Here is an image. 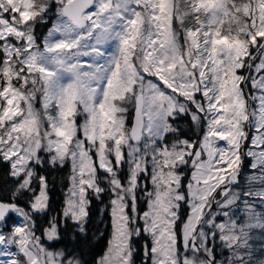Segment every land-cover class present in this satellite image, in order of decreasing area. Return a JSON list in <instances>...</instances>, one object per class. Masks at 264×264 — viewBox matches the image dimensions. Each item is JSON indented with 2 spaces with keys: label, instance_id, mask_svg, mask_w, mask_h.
Returning <instances> with one entry per match:
<instances>
[{
  "label": "snow or ice",
  "instance_id": "1",
  "mask_svg": "<svg viewBox=\"0 0 264 264\" xmlns=\"http://www.w3.org/2000/svg\"><path fill=\"white\" fill-rule=\"evenodd\" d=\"M0 163V264H264V0H0Z\"/></svg>",
  "mask_w": 264,
  "mask_h": 264
},
{
  "label": "trees",
  "instance_id": "2",
  "mask_svg": "<svg viewBox=\"0 0 264 264\" xmlns=\"http://www.w3.org/2000/svg\"><path fill=\"white\" fill-rule=\"evenodd\" d=\"M46 28H38V35H44L46 32ZM183 123V122H182ZM191 135V133H189ZM249 160L245 159L244 161V167L242 172H248L249 171ZM190 167H185L183 169L184 171V179H183V184L186 185L188 183L189 177H190ZM48 172L49 174V180L51 181L50 187H51V207L53 212L55 213L58 211L63 203L64 200V193L67 188L68 182H67V176L69 174V169L67 167L59 170H51L49 169ZM7 173V165L0 163V185L4 183V177ZM241 185L242 184V177L240 179ZM145 197L143 195L140 196V202H139V209L142 211L145 207L144 203ZM107 202V198H105V203ZM101 207V204L99 201H94L92 208H91V218H90V223H89V230L90 233L96 232L97 229H99V233H103V236L100 237L99 234H97L96 239L93 241V243L89 246V249H86V255L84 259L89 261V264H94L95 260L99 258L100 255L104 252L106 245H107V240L109 238L110 234V218L108 215L105 213L103 216H101L99 209ZM188 214V207L185 204H181V209H180V216L181 219H184ZM47 221V217H42L38 220V224L40 227L45 226ZM103 221V222H101ZM9 230V229H5ZM61 230L65 234V237L71 232L72 226L71 223H69V226L65 228L63 225H61ZM39 234V231H38ZM133 244L134 247L137 249L136 254H135V262L136 264H144L143 260V244H144V237L140 238H134L133 239ZM61 245H56L55 247H60Z\"/></svg>",
  "mask_w": 264,
  "mask_h": 264
},
{
  "label": "rangeland",
  "instance_id": "3",
  "mask_svg": "<svg viewBox=\"0 0 264 264\" xmlns=\"http://www.w3.org/2000/svg\"><path fill=\"white\" fill-rule=\"evenodd\" d=\"M47 31V30H46ZM46 33V32H45ZM44 33V34H45ZM37 107H39V105H37ZM221 143H223V142H221ZM249 172V171H248ZM248 172H242V174H241V177H242V184H244V181H245V177L247 176V174H248ZM190 175H191V170H190ZM189 179H190V177H189ZM68 186V185H67ZM149 187H151V185L149 184ZM146 209V204H145V207H144V209L142 210V211H144ZM243 216V212L242 211H240L239 213H238V218H240V217H242ZM17 222H19V221H17ZM5 231H8V230H5ZM110 232H111V230H110ZM253 236H254V240H255V243H254V247L257 249V250H259V248H260V240H261V235H260V231L259 230H256L254 233H253ZM103 254V253H102Z\"/></svg>",
  "mask_w": 264,
  "mask_h": 264
},
{
  "label": "water",
  "instance_id": "4",
  "mask_svg": "<svg viewBox=\"0 0 264 264\" xmlns=\"http://www.w3.org/2000/svg\"><path fill=\"white\" fill-rule=\"evenodd\" d=\"M243 171V170H242ZM241 174H242V172H241ZM240 179H241V176H240Z\"/></svg>",
  "mask_w": 264,
  "mask_h": 264
}]
</instances>
